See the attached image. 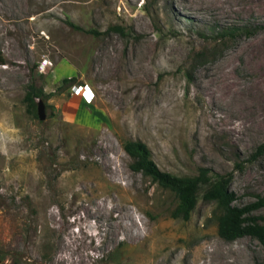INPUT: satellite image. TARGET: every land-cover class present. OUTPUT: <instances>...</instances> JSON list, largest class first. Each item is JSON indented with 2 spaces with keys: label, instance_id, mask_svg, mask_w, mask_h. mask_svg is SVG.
I'll return each mask as SVG.
<instances>
[{
  "label": "rangeland",
  "instance_id": "obj_1",
  "mask_svg": "<svg viewBox=\"0 0 264 264\" xmlns=\"http://www.w3.org/2000/svg\"><path fill=\"white\" fill-rule=\"evenodd\" d=\"M129 140L228 175L236 205L264 194V0H0V264H264L214 202L173 216Z\"/></svg>",
  "mask_w": 264,
  "mask_h": 264
},
{
  "label": "trees",
  "instance_id": "obj_2",
  "mask_svg": "<svg viewBox=\"0 0 264 264\" xmlns=\"http://www.w3.org/2000/svg\"><path fill=\"white\" fill-rule=\"evenodd\" d=\"M76 29L79 26L70 24ZM242 29L229 27L222 36ZM70 82L69 78L64 79ZM42 88L30 83L24 97L27 106H35V99L42 96ZM124 150L133 158L131 168L141 171L159 185L172 190L178 198L173 216L187 219L194 209L199 196L204 201L214 202L220 210L217 216V233L225 240H234L243 236L256 238L264 247V224L260 216L252 212L264 206V194L255 201L239 206L235 204L236 195L230 188L231 178L208 167H199L198 172L191 176H181L160 170L150 159V151L141 141H126ZM264 144L257 147L253 157L261 154Z\"/></svg>",
  "mask_w": 264,
  "mask_h": 264
},
{
  "label": "water",
  "instance_id": "obj_3",
  "mask_svg": "<svg viewBox=\"0 0 264 264\" xmlns=\"http://www.w3.org/2000/svg\"><path fill=\"white\" fill-rule=\"evenodd\" d=\"M37 113L39 118H44L45 114H44V104L42 102L41 99L37 100Z\"/></svg>",
  "mask_w": 264,
  "mask_h": 264
},
{
  "label": "crops",
  "instance_id": "obj_4",
  "mask_svg": "<svg viewBox=\"0 0 264 264\" xmlns=\"http://www.w3.org/2000/svg\"><path fill=\"white\" fill-rule=\"evenodd\" d=\"M75 105L73 104V107H74ZM69 112H73V108L69 111Z\"/></svg>",
  "mask_w": 264,
  "mask_h": 264
}]
</instances>
